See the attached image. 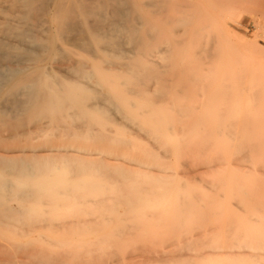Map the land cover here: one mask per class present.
<instances>
[{"label":"bare ground","instance_id":"6f19581e","mask_svg":"<svg viewBox=\"0 0 264 264\" xmlns=\"http://www.w3.org/2000/svg\"><path fill=\"white\" fill-rule=\"evenodd\" d=\"M237 9L258 19L264 41V0H0V264H120L117 249L138 264L144 255L141 264H198L185 251L209 246V233L195 228L216 221L219 245L229 248L216 255L222 264L264 261V225L245 232L264 224V76L250 81L221 47ZM210 119L219 129L206 128ZM216 139L236 172L223 181L224 197L219 181L208 180L219 182L211 199L209 182V193L187 191L162 169L173 157L181 172ZM216 152L212 159L227 157ZM206 166L205 174L221 168ZM215 200L226 217L216 216ZM246 210L252 218L243 221ZM190 223L205 242L189 235ZM39 228L68 240L99 236L90 245L52 243L44 231L33 235ZM251 240L260 251L250 248V259L233 251ZM157 242L177 248L164 252Z\"/></svg>","mask_w":264,"mask_h":264},{"label":"rangeland","instance_id":"374dc122","mask_svg":"<svg viewBox=\"0 0 264 264\" xmlns=\"http://www.w3.org/2000/svg\"><path fill=\"white\" fill-rule=\"evenodd\" d=\"M237 10H240V9H237ZM238 12H241V10L240 11H236L235 12V14H234V16L232 17V18H230L229 19V21L227 20V24H228V26L230 27V40L229 39H226V38H222V41H223V43H222V41H221V47H222V50L224 51V56L225 55H227V56H229L235 63H237L238 64V66L240 67V68H242L246 73H247V71H248V73H249V78H250V76H252V74H255L256 75V73L257 72H260V74H261V71H262V73H263V75L262 76H264V51L263 52H260L261 51V48H262V50H263V48H264V41L262 40V39H260V37H259V35H260V30H258L259 28L257 27V21H258V19L256 18L255 19V17H253V18H251L253 15H251V14H249V13H238ZM235 18V19H234ZM255 26V27H254ZM256 32L258 33V34H256ZM234 35V36H233ZM240 38H239V37ZM258 38V39H257ZM233 40V41H232ZM241 40V41H240ZM255 40V41H254ZM232 41V42H231ZM248 41V42H247ZM247 42V43H246ZM258 42V44H259V46L260 45H262V47L261 48H259V46L256 44V43ZM249 43V44H248ZM255 43V44H254ZM243 47H242V46ZM248 48H246V47ZM244 48V49H243ZM258 48L260 49V51L258 50ZM258 51H259V53H258ZM262 69V70H261ZM250 71V72H249ZM252 72V73H251ZM247 73V74H248ZM251 73V74H250ZM259 74V75H260ZM258 74L256 75V76H259ZM254 76V75H253ZM253 76H252V78L251 79H249L250 81H252V82H256V80H254L253 81ZM255 76V77H256ZM255 77H254V79H255ZM261 78V81H262V79L264 80V77L262 78V77H260ZM259 78V79H260ZM256 79H258V77H256ZM258 81H260V80H258ZM257 81V82H258ZM260 81V82H261ZM245 98H247V97H245ZM247 100V99H246ZM245 99H243V102H247ZM215 122H217V120L216 119H210L209 120V125L206 127L208 130H215V129H219L218 128V126L216 125V124H214L213 125V123ZM216 125V126H215ZM215 126V127H214ZM133 130V129H132ZM131 130V131H132ZM134 132V131H133ZM134 134V133H133ZM132 134V135H133ZM134 135H136V136H134V137H137V134L135 133ZM217 138V137H216ZM138 139H140V136H139V138ZM218 139V138H217ZM217 139H216V141H214V143H213V145H215V149H214V146H212V148L210 147V149L208 150V152H206V153H204V155H200V156H198V158L197 157H193L192 158V160H190L189 161V159H187L186 161H188V163L186 164V166L183 168L181 165V168H183L184 169V171L186 172V171H188L190 168H191V170H192V172H191V170H190V173L188 174V173H186V174H184L185 172L183 171V169H180L181 170V172L178 170V167H177V170H176V165H174V158L172 159L171 158V160L170 159H168V158H165V160L167 161V160H170L171 162H168L169 163V165L168 164H166V166H168L169 168H167V167H162V169L172 178V176L173 175H171V173L173 174V173H175L174 174V176L178 179V181H177V179H175L174 180V178H172V180H174V182H176V183H180L181 181H182V183L181 184H184V186H189L187 189V191H189V190H191V189H189V188H191L192 187V189L194 188V189H196L195 187H197V188H201V190H199V191H201V193H202V190H203V192H204V190L205 191H208V188H206V187H210V191H212V194H211V192H210V194L211 195H213V194H215L216 192H213V189H215V185L217 184V183H219V182H221V185L223 184V181H225V178L226 177H230L231 179H233L234 177H236V172H234V162H233V160H234V158H230V159H228V157H230V156H228V149H223L224 147L226 148L227 146H226V144H224V142L223 141H217ZM219 140V139H218ZM143 142H145L146 143V141L145 140H143ZM221 145H224V146H221ZM219 147V148H218ZM221 147H223V148H221ZM222 151V149L224 150V151H222V154H223V152L226 154V152H227V154L225 155V156H227V157H223V155L221 154V152L219 151ZM216 151H218V152H220V155H222V157H223V159H222V157L221 158H216L217 156H218V152H216ZM214 152H216V153H218L217 154V156L215 157V159L218 161V162H216V160L215 159H212L213 158V156H214ZM231 153V151L229 150V154ZM205 155H208V156H205ZM232 156V155H231ZM123 157H125L127 160H126V162H128V163H135V162H133L132 161V157L130 156V155H128L127 153L126 154H124L123 155ZM205 157V158H204ZM206 157H208V158H206ZM211 157V158H210ZM204 158V159H203ZM193 159H194V161H195V163H196V161H197V164H194L193 162ZM196 159V160H195ZM227 159L228 160H230L231 162L229 163V161H227ZM176 160H178V159H176L175 158V161ZM200 160V161H199ZM186 161H184V162H186ZM192 161V162H191ZM210 161H213V162H211L210 163ZM193 163V164H191V163ZM170 163H171V165H170ZM176 163V162H175ZM179 163H181V164H183V162H180V161H178V163H176L177 164V166L179 165ZM226 163V165H222V164H225ZM229 163V164H228ZM232 163V164H231ZM185 164V163H184ZM189 164H190V166H189ZM210 164V165H209ZM249 165H250V163H248ZM205 165V166H204ZM206 165H208V166H211V165H218V166H220L221 168H220V170L222 169V167L223 166H225L227 169H229L228 167H230L232 170H233V172L231 171V170H229V172H232V174H229V173H227L228 172V170H218L217 172H206V174H208V175H206L205 173H204V169H206L205 167H207ZM144 166V165H143ZM170 166H171V170L172 171H169L170 170ZM199 166V167H198ZM201 166H203V167H201ZM186 167H189L188 169L186 168ZM196 167H198V168H196ZM225 167H223V168H225ZM152 168L153 169H157L158 167H156V166H152ZM169 169V170H168ZM195 170V172H196V169H200V171H201V173L200 172H196L197 174H200V175H202L201 177L198 175H196V176H194L195 174H194V170ZM168 170V171H167ZM177 171V172H176ZM227 173V175H226V173ZM189 172V171H188ZM183 175H182V174ZM213 173H216V174H213ZM191 174H193V175H191ZM205 175V178H204V175ZM209 174H211V176L209 175ZM212 174H213V176L215 177H212ZM186 175V176H185ZM222 175V176H221ZM230 175V176H229ZM233 175V176H232ZM184 176H185V178H184ZM192 178H191V177ZM189 177L190 178V180H189V178L187 179V178ZM199 177V178H198ZM196 178H197V181L199 180L200 181V183H198V185L199 186H197V185H195V184H197L196 183V181H194V180H196ZM204 178V180L203 181H201V179H203ZM206 178H208V179H206ZM211 178H213V179H211ZM246 178H252V174L251 175H248V177H246ZM187 180H189L188 182H187ZM210 180H213L212 182H214V181H219V182H216V184H211L212 182H209ZM245 180V179H244ZM243 180V182L244 183H246V181H247V183H249L252 179H250V181H248V179H246L245 181ZM180 181V182H179ZM205 181L206 182H209L208 183V186H206V184H204L205 183ZM187 183V184H186ZM186 184V185H185ZM210 184H211V186H213L214 185V188L212 189V187L210 186ZM218 185H220V184H218ZM191 186V187H190ZM195 186V187H194ZM202 186L204 187V186H206L205 188L206 189H203L202 188ZM217 188V187H216ZM193 189V190H194ZM212 189V190H211ZM219 189V190H218ZM197 190V189H196ZM217 190V195H218V193L220 194V195H223L222 197H224V192H226V190H225V188H224V186L222 185V186H218V188L216 189ZM215 191V190H214ZM221 192H222V194H221ZM188 193H190V192H188ZM208 193H209V191H208ZM202 196H205L206 194H201ZM209 195V194H208ZM210 195V196H211ZM191 196V193L189 194V196L188 197H190ZM221 197V196H220ZM221 197V198H222ZM212 198H214V199H216L217 197H216V194H215V196L214 197H212L211 196V199ZM190 199H192V197L190 198ZM220 199V198H219ZM223 200L225 199V198H222ZM216 200H218V199H216ZM214 201L213 202V206H214V209L215 208H217V210H219V211H223V213H221V214H219L220 212L219 211H217L216 209V211L215 212H217V214H216V216H218V218L219 219H221L222 217H224L225 215L227 216V214H229L231 211L228 209H224L223 207H225L226 206V202H225V200H224V202L225 203H223L222 201V204H223V207H222V204L221 205H219L218 203H220L219 201ZM221 200V199H220ZM236 202V201H235ZM206 204V203H205ZM205 204H204V206H202L201 208L202 209H204V208H211L212 206L211 205H206L205 206ZM221 207V208H219V207ZM226 208V207H225ZM214 209H211V213L214 211ZM221 209V210H220ZM224 209V210H223ZM213 210V211H212ZM225 210H227V211H225ZM207 211V210H206ZM227 212V213H226ZM248 213H252V211H249V210H246L240 217H244V216H247V214ZM213 215V214H212ZM215 215V214H214ZM249 215L250 214H248V218H252V217H249ZM225 216V217H226ZM251 216H252V214H251ZM256 216V215H255ZM255 216H253V217H255ZM214 217V216H213ZM247 217H244V219L242 218V220L243 221H246V220H248V218ZM218 219V220H219ZM246 219V220H245ZM220 221V220H219ZM193 223V222H192ZM195 223H196V221H195ZM199 225L201 224L200 222H197ZM196 223V224H197ZM212 223H213V226H212ZM254 223V224H253ZM252 224H246V230H245V232L247 233V230H249L250 232H248L249 234H251L252 232L254 233H259V231L260 232H262V229H260L259 227L260 226H262V225H264V224H262L261 222H256V224H255V222H253ZM196 224H192L191 225V223L190 224H185V225H191V226H193L194 225V228H195V225ZM197 224V225H198ZM208 224L210 225V226H208ZM215 224H217V225H215ZM184 225V226H185ZM202 225V224H201ZM215 225V226H214ZM257 227H256V226ZM41 225H39V227H40ZM189 226H186V227H188L189 229H190V232H188L189 233V235L191 236H193V237H196V236H194V232H195V229H197V231L200 233L201 231H203V233L201 232V234H202V236H204V239H205V236H206V239H208V235H209V239H210V241L211 242H209V246L208 245H206V244H208V241H206V244H204L203 245V249L201 248L202 247V245L199 243V242H197V246H198V249L196 248V246L195 247H193V248H191V253H190V250L189 249H187L185 252H187V255H191V254H195V255H199L198 257H200V258H195L196 256L195 255H192V256H194V258H193V260H195V259H197V260H199V262H200V264H203V262H201L200 260H202V259H204L203 257H202V254L203 255H208V257H206V261H208V264H212L211 262H213L216 258V260H215V262H217V261H219L221 258L219 257V256H216V255H220L221 254V252L220 251H222V253L224 252V253H226V252H228L229 251V248L228 247H225L224 249L219 245V242L221 243V235H220V232H221V234H222V231H220L221 229H220V227H222L221 226V221L220 222H211V223H206V224H203V226H204V228L206 229V230H209L208 232H206V230L203 228V227H199V226H196V228L194 229V228H192L191 226L189 227ZM259 226V227H258ZM216 227V228H215ZM244 227V226H243ZM211 228H212V231H211ZM215 228V230H213ZM250 228V229H249ZM192 229H194V230H192ZM220 229V230H219ZM253 229V230H252ZM41 229L39 228V229H36V231H33V235L34 236H36L37 235V233H40V232H42V231H44V230H42V231H40ZM258 230V231H257ZM50 231V230H49ZM49 231H44V232H42L44 235H45V237L50 241V242H56V243H58V242H62V241H66L65 243H69V242H73V243H76V244H78V242L80 241V240H85V241H83V242H87L89 245H90V243L92 242L93 243V241H96L97 240V237L99 236V234L98 233H93V234H91V235H85V236H87V237H77L78 238V240L76 239L75 240V237H72V238H69L70 240H68V238H67V236L66 235H64V237H63V235L61 234V233H63V231H61V229L60 230H54V234H52V230L49 232ZM58 231H60L59 233H57ZM194 231V232H193ZM196 231V232H197ZM257 231V232H256ZM160 232V231H159ZM195 232V233H196ZM197 232V233H198ZM264 232V231H263ZM52 235H51V234ZM193 233V234H192ZM196 233V234H197ZM198 233V234H199ZM209 233V234H208ZM58 234V235H57ZM59 234L61 235V236H59ZM64 234V233H63ZM66 234V233H65ZM204 234H208V235H204ZM261 234V233H260ZM53 235L55 236V238L58 240V239H60V240H58V241H56V239H54V237H53ZM97 237H96V236ZM158 235H159V233L157 232V234H156V236H155V234H154V236L157 238V239H159V237H158ZM160 235H161V232H160ZM159 235V236H160ZM263 237H264V235H263V233L261 234ZM57 236V237H56ZM94 236L96 237L95 239H94ZM163 236V235H162ZM162 236H161V238H162ZM190 236H188L187 238H189L190 239ZM202 236H200V238L198 237H196L197 239H198V241H200V240H204V239H202L201 237ZM59 237V238H58ZM68 237H70V236H68ZM91 237H92V239H91ZM193 237H191V239H193L194 241H197V240H195ZM63 238V239H62ZM155 238V239H156ZM186 238V239H187ZM53 239H54V241H53ZM65 239V240H64ZM87 239H90V242H89V240H87ZM164 238H162V240H163ZM186 239H183L182 241H188V240H186ZM215 239H217L216 241H215ZM218 239L220 240L219 242H218ZM75 240V241H74ZM87 240V241H86ZM133 241V240H132ZM185 241L184 242H182V245H183V243H185ZM215 241V242H214ZM261 241H263L264 242V240H262L261 239ZM178 243L177 244H179V241H177ZM181 242V241H180ZM204 242H205V240H204ZM203 241H201V243L203 244L204 243ZM80 243H82V242H80ZM79 243V244H80ZM85 243L84 244H82V245H85ZM86 243V244H87ZM91 243V244H92ZM132 243V242H131ZM198 243H199V245H200V247H199V245H198ZM244 243V244H243ZM243 243H241V245H239V246H237V247H235V248H233V249H235V250H233V251H236V252H238V250H239V252L240 253H242V255L243 256H245L244 254H245V252L248 254L247 256H250V254L251 255H254L255 253H258L260 250L259 249H256L257 248V246H256V248H255V241H253V240H251V242L250 243H248V242H246L247 244L245 245V241L243 242ZM254 245H253V244ZM166 244H168V243H166ZM165 244V245H166ZM170 244V243H169ZM168 244V245H169ZM176 244V243H175ZM212 244V245H211ZM242 244H243V246L245 247V249L243 248V246H242ZM157 247H158V249H164L163 251L164 252H168L169 251V249H170V251L171 250H173V249H175V247H176V245H174L173 244V248H172V246H170L169 245V247L170 248H167V250L165 249L166 247H168V245H166V247L162 244V242L161 243H159L158 244V242L155 244ZM161 245H163L164 246V248L161 246ZM172 245V244H171ZM179 245H181V244H179ZM179 245H177V246H179ZM249 245V246H248ZM252 245V246H251ZM155 246V247H156ZM175 246V247H174ZM211 246V247H210ZM212 246H214V247H212ZM241 246V249L239 248ZM154 247V246H153ZM154 247V248H155ZM209 247V248H208ZM249 247V248H248ZM110 249L112 248V247H109ZM177 248V247H176ZM194 248H196V250H197V252H196V250L194 251ZM211 248V249H210ZM237 248V249H236ZM243 248V249H242ZM246 248H247V250H246ZM255 252V253H253L252 252V250ZM157 249V248H156ZM157 249V251H159L160 252V250H158ZM193 249V250H192ZM206 249H208V251H206ZM213 249H214V251H213ZM106 250V249H105ZM107 250H108V247H107ZM119 249H117L116 251H117V253L119 254V256L121 257L120 258V264H121V262H122V264H126V263H129L128 261L127 262H125L124 263V260L126 261V258H125V256L127 257V260H132L131 258H128L129 257V255L128 254H126V255H124V253L126 252V253H128L127 251H125V249H124V251H123V249H120L119 251H118ZM205 252H204V251ZM218 251V252H216V251ZM231 250V249H230ZM248 250H250V251H248ZM129 251V250H128ZM133 251V250H132ZM131 251V249H130V252H132ZM163 251H161V252H163ZM189 251V252H188ZM200 251H201V253H200ZM203 251V252H202ZM242 251V252H241ZM244 251V252H243ZM258 251V252H257ZM184 252V253H185ZM208 252H210V253H208ZM216 252V253H215ZM238 252V253H239ZM250 252V253H249ZM262 252H264V250H262ZM132 253H134V255H135V253H137V255L139 256L140 255V253L139 252H136V250H134ZM139 253V254H138ZM213 253H215V257H211L212 259L213 258H215V259H213V260H211V262H209V255L210 256H213ZM101 254V252L99 253V255ZM97 255H98V253H97ZM115 255H117V254H115ZM114 255V256H115ZM124 255V256H123ZM128 255V256H127ZM133 255V257L135 258V256L137 257V258H139L137 255H135L134 256ZM184 255H186V254H184ZM141 256H143V255H141ZM147 256V255H146ZM221 256V255H220ZM225 256V255H224ZM112 257V256H111ZM116 257V256H115ZM118 257V256H117ZM144 257V258H143ZM143 257H140V260H139V262H141L142 263V259L144 260L146 257H145V255L143 256ZM148 257V256H147ZM185 257V256H184ZM189 258H191V256H188ZM205 257V256H204ZM221 257H223V256H221ZM133 258V259H134ZM218 258H220V259H218ZM224 258V257H223ZM223 258H222V261H223ZM244 258V257H243ZM245 258L247 259V257L245 256ZM252 258V260H253V256L251 257ZM257 257H254V260L256 259ZM113 259V258H112ZM114 259H116L117 260V258H114ZM113 259V261L111 260V258H110V260L107 258V264H109V262H108V260L110 261V262H112L111 264H116V262H114L115 260ZM136 259V258H135ZM148 259H153V260H155L154 258H151V257H149ZM148 259H146V263H147V260ZM209 259V260H208ZM248 259H250L249 257H248ZM247 259V260H248ZM259 260H257V261H260V263L259 262H257L256 260L254 261H252V262H257L258 264H264V261L262 262V257H261V259L262 260H260V258H258ZM118 260H119V257H118ZM117 260V261H118ZM129 260V261H130ZM150 260V261H151ZM191 260V259H190ZM189 260V261H190ZM197 260H195L194 262L195 263H197ZM246 260V261H247ZM149 261V262H150ZM203 261V260H202ZM206 261H205V263H206ZM222 261L220 262V264H222ZM97 262V261H96ZM96 262H95V264H96ZM99 262H101V260H99ZM132 262L133 263H135V264H138V261H137V259H136V262L134 261V260H132ZM148 262V264H150ZM153 262V261H152ZM151 262V264H153ZM193 262V261H192ZM199 262H198V264H199ZM251 263L249 260L246 262V263ZM106 263V262H105ZM118 263V262H117ZM133 263H129V264H133ZM140 263V264H141ZM145 263V264H146ZM204 263V264H205ZM218 263V262H217ZM216 263V264H217ZM248 263V264H249ZM256 263V264H257ZM97 264H101V263H98L97 262ZM143 264H144V262H143ZM194 264V263H193ZM213 264H214V262H213ZM254 264V263H253Z\"/></svg>","mask_w":264,"mask_h":264}]
</instances>
